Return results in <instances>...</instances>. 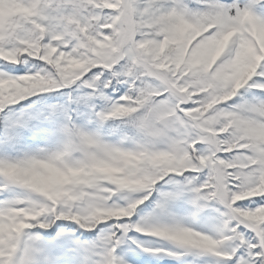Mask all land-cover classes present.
Returning <instances> with one entry per match:
<instances>
[{"label":"snow or ice","instance_id":"obj_1","mask_svg":"<svg viewBox=\"0 0 264 264\" xmlns=\"http://www.w3.org/2000/svg\"><path fill=\"white\" fill-rule=\"evenodd\" d=\"M0 264H264V0H0Z\"/></svg>","mask_w":264,"mask_h":264}]
</instances>
